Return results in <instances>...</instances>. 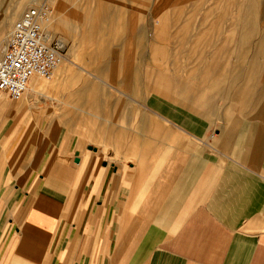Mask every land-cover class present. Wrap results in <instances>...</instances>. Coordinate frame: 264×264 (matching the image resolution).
Masks as SVG:
<instances>
[{"label":"crops","instance_id":"0c3cea01","mask_svg":"<svg viewBox=\"0 0 264 264\" xmlns=\"http://www.w3.org/2000/svg\"><path fill=\"white\" fill-rule=\"evenodd\" d=\"M262 36L253 52L242 35L236 52H202L181 100L210 107L213 87L250 101L234 84L264 82ZM55 74L49 102L33 101L38 76L23 100L0 93V264H264V87L256 116L214 124L129 69L114 85L67 63Z\"/></svg>","mask_w":264,"mask_h":264},{"label":"rangeland","instance_id":"374dc122","mask_svg":"<svg viewBox=\"0 0 264 264\" xmlns=\"http://www.w3.org/2000/svg\"><path fill=\"white\" fill-rule=\"evenodd\" d=\"M56 1L0 0V54L15 20L27 8L48 2L54 10L52 24L47 29L50 40L62 45L64 63L75 72L95 73L99 79H107L114 85L118 78L114 75L119 69L132 70L136 73L133 79L137 84L155 86V97L163 94L171 104L186 106L192 113L194 111L214 124L231 113L256 116L262 108L259 92L264 82L257 77L251 79L249 85L243 77L234 86V90L239 87L250 89L244 95L250 99L245 104L241 103L239 94L224 96L212 87L205 92L214 96L210 103L212 107L209 103L198 106L195 102L181 100L184 95L181 91L200 83L195 69L209 59L207 55L204 61L205 57L200 56L202 52L234 45L236 52L235 38L241 35L245 37L242 44L251 50L257 47L264 30V0H65L62 6ZM22 2L24 7L18 9ZM63 17L67 19L65 29H61L59 23ZM161 29L171 35L160 37L157 33ZM202 32H205L204 36L198 38ZM262 37L264 39V35ZM157 45L168 49L159 60L150 55L151 47ZM104 72L112 77L103 75ZM39 78L48 88L43 90L42 96L35 93L33 101L49 102L51 93L48 90L55 77L52 81ZM166 81L171 85L170 91L163 87ZM188 89L192 94V88Z\"/></svg>","mask_w":264,"mask_h":264},{"label":"built area","instance_id":"2783aa9c","mask_svg":"<svg viewBox=\"0 0 264 264\" xmlns=\"http://www.w3.org/2000/svg\"><path fill=\"white\" fill-rule=\"evenodd\" d=\"M52 12L48 2L31 6L10 30L0 54V93L12 100L22 98L33 75L51 80L65 60L62 45L47 31Z\"/></svg>","mask_w":264,"mask_h":264},{"label":"bare ground","instance_id":"6f19581e","mask_svg":"<svg viewBox=\"0 0 264 264\" xmlns=\"http://www.w3.org/2000/svg\"><path fill=\"white\" fill-rule=\"evenodd\" d=\"M24 2H25V1H24ZM248 3H249V2H248ZM63 4H64V1H63V0L58 1V5H59V6H62ZM23 6H24V5H23V2H22V3L19 5V8H18V9H21ZM248 6H249V5H248ZM248 6H247V7H248ZM248 8H249V7H248ZM53 16H54V10H53V12H52L51 20H50L49 23L47 24V29H48V27L52 24ZM63 18H64V17H63ZM64 20H65V19H64ZM64 22H65V21H64ZM59 23H60L61 25H63L62 19L60 20ZM54 25H55V24H54ZM55 27H56V26H55ZM56 28H57V27H56ZM58 28H59V27H58ZM52 35H53V34H52ZM49 36H50V31H49ZM246 42H247V41H246ZM62 43H63V45H64V42H63V41H62ZM244 50H246V49H244ZM243 54H244V52H243ZM148 55H149V54H148ZM263 55H264V53H263ZM240 57H241V56H240ZM262 57H263V56H262ZM250 61H251V60H250ZM255 61H256V60H255ZM259 61H260V60H259ZM213 62H214V61H213ZM63 63H64V62H63ZM63 63H62V64H63ZM258 63H259V62H258ZM62 64H61V65H62ZM61 65H60V66H61ZM209 65H210V64H209ZM60 66H59V67H60ZM200 66H201V65H199V67H200ZM213 66H214V65H213ZM254 66H255V65H254ZM257 66H258V65H257ZM214 67L216 68V66H214ZM214 67H213V68H214ZM247 67H248V66H247ZM210 68H211V67H210ZM215 68H214V69H215ZM226 68H227V67H225V69H226ZM228 68H229V67H228ZM261 68H263V67H261ZM58 69H59V68H58ZM58 69H57V70H58ZM196 69H198V67H197ZM57 70H56V71H57ZM218 70H220V69H218ZM229 70H230V69H229ZM229 70H228V71H229ZM56 71H55V73H56ZM230 71H231V70H230ZM230 71H229V72H230ZM244 71H245V70H244ZM55 73H54V75H55ZM263 73H264V72H263ZM242 75H243V74H242ZM260 75H261V74H260ZM33 76H36V75H33ZM33 76H32V77H33ZM32 77H31V78H32ZM30 80H31V79H30ZM29 82H30V81H29ZM228 83H229V82H228ZM234 85H236V84H234ZM224 86H225V85H224ZM226 86H227V85H226ZM229 86H230V85H229ZM28 87H29V84H28ZM222 87H223V86H222ZM232 87H233V85H232ZM227 90H228V89H227ZM230 90H231V89H230ZM236 91H237V90H236ZM26 92H27V91H26ZM225 92H226V90H225ZM229 93H230V92H229ZM234 95H235V94H234ZM257 100H258V99H257Z\"/></svg>","mask_w":264,"mask_h":264}]
</instances>
